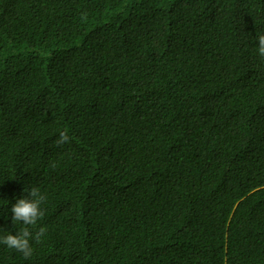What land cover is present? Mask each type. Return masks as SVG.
Returning a JSON list of instances; mask_svg holds the SVG:
<instances>
[{"label": "trees", "instance_id": "1", "mask_svg": "<svg viewBox=\"0 0 264 264\" xmlns=\"http://www.w3.org/2000/svg\"><path fill=\"white\" fill-rule=\"evenodd\" d=\"M261 34L264 0H0V236L47 197L0 264H264Z\"/></svg>", "mask_w": 264, "mask_h": 264}, {"label": "clouds", "instance_id": "2", "mask_svg": "<svg viewBox=\"0 0 264 264\" xmlns=\"http://www.w3.org/2000/svg\"><path fill=\"white\" fill-rule=\"evenodd\" d=\"M257 40V53L260 57L264 58V34L256 38ZM70 136L67 130L59 133V138L56 140L58 146L68 143ZM28 195L19 198L11 207L12 221L14 223L21 222L23 227L15 235L8 233L0 236V244L5 245L9 249H14L21 253L25 258L31 257L33 248L30 240L40 243L44 236L46 229L40 227L35 233L30 231L28 226H35L37 221L43 217V210L41 204L47 199L38 187H30L27 189Z\"/></svg>", "mask_w": 264, "mask_h": 264}]
</instances>
